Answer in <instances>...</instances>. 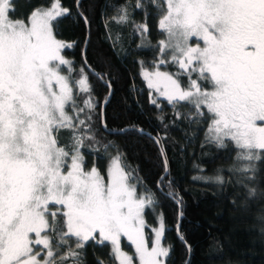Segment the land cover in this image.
I'll return each mask as SVG.
<instances>
[{
    "label": "snow or ice",
    "instance_id": "1",
    "mask_svg": "<svg viewBox=\"0 0 264 264\" xmlns=\"http://www.w3.org/2000/svg\"><path fill=\"white\" fill-rule=\"evenodd\" d=\"M152 2L163 13L159 29L165 38L156 45V70H142L148 87L174 108L187 102L208 121L202 146L223 149L230 142L236 155L229 171L238 177L236 184L248 200L264 196L256 179L264 162V0ZM68 13L61 0H51L26 19H11L13 0H0V264H79L68 238L82 249L96 233L101 244H111L112 264H167L172 246L162 243L163 214L146 232L145 210L155 213L157 202L137 169L124 163L125 154L117 148L112 155L115 145L109 141L106 175L95 164L85 169L81 148L85 141L101 143L96 121L99 116L103 124L104 114L97 111L83 67L74 77L73 62L62 55L72 45L54 34L53 21ZM121 13L116 23L127 21L126 9ZM140 29L142 36L148 32L146 25ZM167 64L179 71H160ZM181 76L188 78L186 87ZM104 130L126 131L106 124ZM63 131L70 133L68 144L61 142ZM215 181L223 184L224 178ZM121 237L134 254L122 250Z\"/></svg>",
    "mask_w": 264,
    "mask_h": 264
},
{
    "label": "trees",
    "instance_id": "2",
    "mask_svg": "<svg viewBox=\"0 0 264 264\" xmlns=\"http://www.w3.org/2000/svg\"><path fill=\"white\" fill-rule=\"evenodd\" d=\"M50 3L51 0H13L15 14L10 18L26 19L34 8L48 7ZM61 5L69 13L53 21L54 34L72 45L64 48L62 55L73 62V76L80 75L83 67L93 86L92 95L99 102L97 111L104 114L103 124L99 116L96 121L101 143L85 141L81 148L85 169L95 164L106 175L109 159L104 144L109 141L115 145L109 150L112 155L117 148L125 154L124 163L137 169L157 202L155 213L145 210L150 226L145 231L150 233L151 227L158 226L157 217L163 214L166 230L162 243L164 247L172 246L167 264H264V196L248 200L246 190L236 184L238 177L229 171L236 155L231 143L223 149L214 144L202 146L208 121L195 116V109L187 102L174 108L148 87L141 74L142 70H156L160 55L156 45L165 38L159 29L163 13L152 0H61ZM121 9H126L128 19L116 23L113 18L122 14ZM141 24L148 28L143 36V29L137 30ZM84 61L95 74L88 71ZM160 71L175 74L179 68L167 64L161 65ZM96 74H102L103 79ZM180 80L186 87L187 76ZM104 124L108 129L126 131L109 132L104 130ZM61 142L70 143L68 131H63ZM162 148L168 173L159 180L165 172ZM258 167L256 179L264 190V162ZM217 176H223V184L215 181ZM68 239L79 253V264H112L111 245L101 244L97 236L82 249H76L75 238ZM121 244L124 251L134 254L125 240ZM67 250L68 245L63 246L60 255ZM65 264L76 261L69 259Z\"/></svg>",
    "mask_w": 264,
    "mask_h": 264
},
{
    "label": "rangeland",
    "instance_id": "3",
    "mask_svg": "<svg viewBox=\"0 0 264 264\" xmlns=\"http://www.w3.org/2000/svg\"><path fill=\"white\" fill-rule=\"evenodd\" d=\"M194 42V41H193ZM63 50V49H62ZM66 59V58H65ZM67 60H69V59H67ZM63 67V66H62ZM155 71V70H154ZM150 72H152V71H150ZM62 74H67V69L66 68H64V70H63V73ZM74 77H76V76H74ZM76 78H79V75L76 77ZM158 94H159V96L161 97V98H163V99H165V100H167V98L166 97H164V96H162V95H160V93L159 92H157ZM168 101V100H167ZM51 210V209H50ZM51 211H55V210H51ZM95 236H97V239L96 240H98V241H100V237H99V234L98 233H96V234H94ZM122 239L123 240H125L126 242H127V240H126V238H124V237H121V241H122ZM105 242H107V241H105ZM107 243H109V242H107ZM128 243V242H127ZM110 244V243H109ZM129 244V243H128ZM111 245V244H110ZM123 250V249H122Z\"/></svg>",
    "mask_w": 264,
    "mask_h": 264
},
{
    "label": "water",
    "instance_id": "4",
    "mask_svg": "<svg viewBox=\"0 0 264 264\" xmlns=\"http://www.w3.org/2000/svg\"><path fill=\"white\" fill-rule=\"evenodd\" d=\"M87 41H88V37L86 38V41H85V46H84V50H83V54H82L83 58H84V51H85V47H86ZM84 64H85V67L88 69V71L94 73V72L90 69V67L88 66V64L85 63V61H84ZM96 76H97V75H96ZM110 94H111V88L109 87V96H108V97H110ZM167 173H168V172H167ZM167 173L164 172V174L159 178V180H161V178H162L163 176L167 175ZM178 221H180V212H179V215H178Z\"/></svg>",
    "mask_w": 264,
    "mask_h": 264
}]
</instances>
